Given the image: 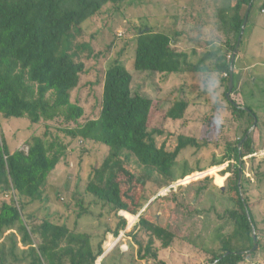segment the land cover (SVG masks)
Here are the masks:
<instances>
[{
  "label": "trees",
  "instance_id": "trees-1",
  "mask_svg": "<svg viewBox=\"0 0 264 264\" xmlns=\"http://www.w3.org/2000/svg\"><path fill=\"white\" fill-rule=\"evenodd\" d=\"M122 1L0 0V116L25 117L41 128L39 132L33 130L26 139V151L9 150L0 136V189L11 194L8 201H0V238L9 231L6 237L11 243L8 256L0 243V264H96L103 254L102 238L95 241L92 234L81 231L76 224L69 227L47 217L37 223L36 215L25 212V202L40 200L51 171L63 160L76 139L96 142L107 148L104 159L91 168L83 193L95 204L106 207L113 216V228H105L113 237L126 226L120 212L127 218L137 215L136 229L146 237L143 244L134 242L138 260L166 264L158 255L159 249L172 247L182 236V232L170 223L172 212L178 206L186 214L198 212L195 205L208 190L207 181L197 183L193 193L198 201L190 204L181 186L173 188L177 179L174 167L184 149L204 148L210 140L206 136L199 140L184 133L167 135L162 128L150 127L153 101L132 91V75L118 58L112 59L103 70L98 115L82 123L79 121L83 107L77 99H72L71 94L84 71L82 58L91 56L93 50L89 43L75 44V38L81 34L82 24L100 12L104 5L116 7ZM254 1L228 0L227 4L215 7L212 18L223 29L224 44L209 41L207 51L192 49L193 62L188 52L172 44V38L179 32L150 26L144 14L129 18L135 30L133 70L159 74H177L186 69L215 72L224 83L223 100L233 120L244 125L241 136L226 143L220 157L212 154L206 167L201 168L198 163L190 168L184 166L179 176L190 178L192 172L201 174L203 169L224 162L228 163L219 174V181L226 172L233 174L225 178L224 189H217L230 205L215 211L217 217L228 221L232 228L229 233L216 236V242L220 243L217 249L215 242L206 251L210 264H240L252 248L251 227L258 230L240 176L243 162H238V157L250 153L252 148V137L247 131L253 124V117L257 132L261 120L251 106L241 108L242 105L236 106L225 97L230 68L235 83L233 68L243 32L236 54L233 49L247 6L250 4L251 8ZM198 2L207 3V0ZM201 15H186L199 31L210 17ZM187 105L183 99L170 101L164 110V121L183 119ZM163 135L168 137L159 140ZM232 161L235 163L233 170L230 168ZM165 186L167 193L158 195L157 191ZM154 203L162 206L161 213L151 214ZM15 233L25 247L20 251V257L15 252ZM255 237L256 250H259L257 234Z\"/></svg>",
  "mask_w": 264,
  "mask_h": 264
},
{
  "label": "rangeland",
  "instance_id": "rangeland-1",
  "mask_svg": "<svg viewBox=\"0 0 264 264\" xmlns=\"http://www.w3.org/2000/svg\"><path fill=\"white\" fill-rule=\"evenodd\" d=\"M198 1L123 0L116 7L106 4L100 12L82 24V32L74 41L75 44L89 43L93 50L91 56L87 58L83 56L84 71L80 75L77 88L71 94L72 99H77L83 107V115L79 120L81 123L98 115L102 89L100 79L103 70L112 59L118 58L132 75V91L150 97L153 101L150 127L162 128L167 135L184 133L188 136H196L199 140L205 136L210 140L206 147L198 150L186 148L177 157L174 167V176L177 179L172 184L173 188L181 186L190 204L198 201L193 193L198 182L207 181L208 190L205 191L202 199L196 202L195 207L198 212L186 214L179 206L172 212L170 223L182 232V236L168 249H161L160 243L155 242L160 248L158 255L166 261V264H210L209 254L206 251L212 248L218 234H227L231 231L230 223L220 220L215 214L216 210L230 205L227 198L217 190L221 186L224 189L225 178L233 175L231 172H226L220 181L218 179L228 162L205 168L201 174L192 172L189 174L190 178L188 175L183 178L179 176L184 166L190 168L198 163L202 168L207 166L212 154L217 158L220 157L224 145L241 136L244 125L243 122L238 123L233 120L223 100L224 83L219 80V75L215 72H192L186 69L177 74H159L133 70L135 30L129 18L144 14L150 26L160 29L171 28L179 32V35L172 38V44L188 52L193 62L195 59L190 52L192 49L204 52L208 50L209 41L216 45L224 44L225 41L223 29L217 20L212 18V11L215 7L227 4L228 0H207V3ZM261 4L263 1L255 0L249 10L238 46V54L235 53L237 55L233 68L235 83L230 93L232 101L243 107L251 106L261 120L259 132L254 129L255 127H250L247 131L252 137V148L250 153L240 159V162H243L240 176L249 196V206L258 223L255 234L260 249L256 250V247L247 252L240 264H264V11H259L264 9V5L260 7ZM199 13L202 17L210 16L207 24L201 25V31L194 29L192 20L190 21V17L186 16L195 17ZM199 35L201 37L197 40ZM173 99H183L188 102L183 119L164 121V110ZM36 129L38 126L25 117L0 116V136L5 139L9 150L25 148L26 139ZM40 130L41 128L38 132ZM167 135H163L159 140L168 137ZM106 153L107 148L99 143L74 140L66 156L51 171L40 200L26 202L24 200L25 212L36 215L37 223L47 217L69 227L76 224L81 231L92 234L95 241L102 238L104 252L97 258L96 264L101 262L102 264H151L150 260L141 261L136 258L134 242L137 240L143 244L146 238L136 229L137 215L127 218L123 212H120L126 220V226L122 232L113 237L105 229L113 228L115 224L113 216L108 213L106 207L95 204L91 197L83 193L91 168L99 165ZM252 153L255 154L251 155ZM231 164L230 168L233 170L234 161ZM131 165L134 166L132 163ZM167 191L168 188L165 186L159 189L157 194L164 195ZM155 196L156 194L153 197ZM10 197V192H3L0 189V201H8ZM161 211L162 206L152 204V215ZM161 219L163 221L162 217ZM8 233L9 231H6L0 238L6 256L11 246L6 237ZM15 235L17 245L15 252L20 257L22 255L20 251L25 247L20 244L18 234ZM219 244L216 242L214 248L217 249ZM108 251L110 252L102 257Z\"/></svg>",
  "mask_w": 264,
  "mask_h": 264
},
{
  "label": "water",
  "instance_id": "water-1",
  "mask_svg": "<svg viewBox=\"0 0 264 264\" xmlns=\"http://www.w3.org/2000/svg\"><path fill=\"white\" fill-rule=\"evenodd\" d=\"M250 8V4H248L247 6V10L245 12V17L243 18V21L241 23V26H240V30H239V34L237 36V41H236V46L235 48L233 49V53L236 52V49H237V46H238V43L240 41V37H241V34L243 32V29H244V26H245V22H246V16H247V13H248V9ZM231 63V62H230ZM232 85H233V81H232V69L230 68L229 69V75H228V80H227V90L225 92V97L226 99L233 103L234 105L238 106L236 103H234L231 98H230V93L232 91ZM241 108H245L243 106H239ZM255 122H256V119L253 117V124L251 125V127L253 128L255 126ZM245 138V136L242 138V140ZM240 156L238 157V162H240ZM239 182V180H238ZM221 189L223 188L222 186L220 187ZM151 201V200H150ZM149 201V202H150ZM251 237H252V248L250 250H254L256 247H257V244H256V237H255V231L253 229V227H251Z\"/></svg>",
  "mask_w": 264,
  "mask_h": 264
},
{
  "label": "crops",
  "instance_id": "crops-1",
  "mask_svg": "<svg viewBox=\"0 0 264 264\" xmlns=\"http://www.w3.org/2000/svg\"><path fill=\"white\" fill-rule=\"evenodd\" d=\"M261 1H263V3H264V0H261ZM262 5V4H261ZM261 5H260V7H261ZM259 11L261 12V9H259ZM236 59V58H235ZM240 71H241V69H239ZM248 71V70H247ZM238 74H239V72H238ZM125 250V249H124ZM109 252V251H108ZM108 252L106 253V254H104L102 257H104L105 255H107L108 254Z\"/></svg>",
  "mask_w": 264,
  "mask_h": 264
},
{
  "label": "built area",
  "instance_id": "built-area-1",
  "mask_svg": "<svg viewBox=\"0 0 264 264\" xmlns=\"http://www.w3.org/2000/svg\"><path fill=\"white\" fill-rule=\"evenodd\" d=\"M261 11L263 12L264 10L263 9H261ZM225 75V74H224ZM23 150H27V147H25V148H23ZM255 153H252L251 155H254Z\"/></svg>",
  "mask_w": 264,
  "mask_h": 264
}]
</instances>
